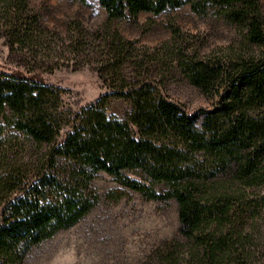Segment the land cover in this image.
Segmentation results:
<instances>
[{
    "label": "trees",
    "instance_id": "obj_1",
    "mask_svg": "<svg viewBox=\"0 0 264 264\" xmlns=\"http://www.w3.org/2000/svg\"><path fill=\"white\" fill-rule=\"evenodd\" d=\"M98 1L107 25L183 5L198 16L219 7L239 40L219 53L182 50L171 58L191 85L216 93L217 102L190 114L153 83H129L125 65L136 58L142 68L145 59L153 63L160 56L158 50L134 55L133 42L116 31L98 67L109 92L77 111L65 108L61 89L37 74L0 72V134L8 127L43 149L20 161L0 155V264H24L30 248L85 217L98 201L91 184L99 173L145 200H174L178 232L198 249V264H250L234 235L211 226L230 208L207 194L230 180L264 183V15L258 0ZM24 13H31L27 0H0V16L16 34L34 23ZM171 31L177 36L178 29ZM113 98L130 103L123 120L106 114ZM10 136L0 146L12 143Z\"/></svg>",
    "mask_w": 264,
    "mask_h": 264
},
{
    "label": "rangeland",
    "instance_id": "obj_2",
    "mask_svg": "<svg viewBox=\"0 0 264 264\" xmlns=\"http://www.w3.org/2000/svg\"><path fill=\"white\" fill-rule=\"evenodd\" d=\"M258 2L264 15V0ZM27 3L31 13H24L23 19L34 23L27 22L17 29L18 34L0 16V72L37 74L61 89V104L72 111L109 92L98 67L107 58L106 45L113 31L133 42L134 55L158 50L160 56L153 63L145 64V59L142 68L136 58L131 60L122 70L127 81L153 83L163 96L190 114L213 108L218 96L191 85L171 58L182 50H196L203 55L219 53L239 40L238 29L219 15L217 6L209 7L201 16L183 5L159 14L143 12L136 19L112 20L107 25L98 0ZM172 27L178 29L175 37ZM129 110L130 103L125 99H110L105 107L108 116L119 120ZM10 135H14L12 143L0 146L2 159L20 161L35 158L43 151L8 127L2 130L0 142H6ZM129 175L139 179L138 175ZM91 188L98 195L94 208L72 227L30 248L24 264H198V249L178 232L174 200H145L105 173L97 175ZM155 188L164 190L162 185ZM208 193V201L219 196L214 204L230 208L220 217V223L215 220L211 226L234 235L238 249L250 264H264V183L246 186L230 180Z\"/></svg>",
    "mask_w": 264,
    "mask_h": 264
}]
</instances>
